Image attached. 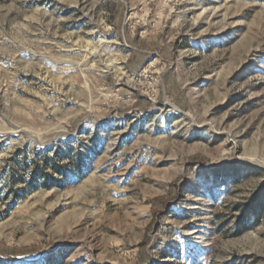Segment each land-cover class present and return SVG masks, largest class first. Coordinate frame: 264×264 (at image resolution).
Wrapping results in <instances>:
<instances>
[{
  "label": "rangeland",
  "instance_id": "rangeland-1",
  "mask_svg": "<svg viewBox=\"0 0 264 264\" xmlns=\"http://www.w3.org/2000/svg\"><path fill=\"white\" fill-rule=\"evenodd\" d=\"M0 264H264V0H0Z\"/></svg>",
  "mask_w": 264,
  "mask_h": 264
},
{
  "label": "trees",
  "instance_id": "trees-1",
  "mask_svg": "<svg viewBox=\"0 0 264 264\" xmlns=\"http://www.w3.org/2000/svg\"><path fill=\"white\" fill-rule=\"evenodd\" d=\"M233 167V166H231ZM226 167H223V169H225ZM56 170L60 173H64V170L62 169V167H56Z\"/></svg>",
  "mask_w": 264,
  "mask_h": 264
}]
</instances>
